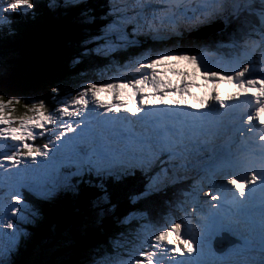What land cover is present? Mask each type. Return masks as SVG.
<instances>
[{
  "label": "snow or ice",
  "instance_id": "snow-or-ice-1",
  "mask_svg": "<svg viewBox=\"0 0 264 264\" xmlns=\"http://www.w3.org/2000/svg\"><path fill=\"white\" fill-rule=\"evenodd\" d=\"M42 7L76 34L73 71L47 97L0 92L12 143L0 153V264H264V0H0V79L8 42ZM213 26L216 40L198 38ZM124 52L134 74L121 82L77 71L88 58L111 69ZM170 61L205 83L173 69L174 84L158 71ZM201 86L199 105L186 103Z\"/></svg>",
  "mask_w": 264,
  "mask_h": 264
},
{
  "label": "water",
  "instance_id": "water-1",
  "mask_svg": "<svg viewBox=\"0 0 264 264\" xmlns=\"http://www.w3.org/2000/svg\"><path fill=\"white\" fill-rule=\"evenodd\" d=\"M204 36V35H202ZM28 39L40 42L39 44L24 43L20 41L16 50L19 56H14L11 59L13 70L0 80V86L10 90H24L32 89L35 85H41L46 81L50 75L51 68L55 67L57 60L64 56L66 60L71 52H67L68 42L75 40L67 31L62 28H45L38 33L32 35ZM208 42L214 41L212 37L202 38ZM216 40V39H215ZM51 52L54 60L50 62L44 55ZM190 63L181 62L180 71L191 72ZM167 78L171 79L173 83L176 82V75L167 70L165 72ZM196 74L193 71L194 79ZM52 225L49 224L48 227ZM31 254L30 250L25 251L23 254L24 259H27Z\"/></svg>",
  "mask_w": 264,
  "mask_h": 264
},
{
  "label": "trees",
  "instance_id": "trees-1",
  "mask_svg": "<svg viewBox=\"0 0 264 264\" xmlns=\"http://www.w3.org/2000/svg\"><path fill=\"white\" fill-rule=\"evenodd\" d=\"M50 18H51V15L42 8L41 14L39 15V17L34 22L29 23L30 26H28L27 30H29L30 28H35L39 24L47 22ZM22 25L23 24L18 25V29H19L18 34L15 37L11 38V40L7 44V47H11L13 50V52L11 53L12 56H19V52L16 50L18 46L15 44V41L19 40L22 33L25 32L24 36L27 34L26 30L23 31ZM123 54H125V56H128L127 52L121 53L117 57L116 61L119 60L123 56ZM68 58L65 60L64 56H61L57 60L53 72L48 76L46 81L42 82L41 85H38V86L35 85L32 89H24V90H10L8 88L0 86V92H6L10 96L24 97V96H31V95L39 94V95L47 97L49 95V86L59 83L61 81H64L68 73L73 71V69L70 68L69 66ZM118 67H119V63H118V66L114 64L112 68L109 69L103 60L99 58H88L79 66V69H77V71L86 70L83 73L82 79L86 78V81L90 83V82H94L95 80H108L109 75L112 73L113 69L118 68ZM113 72L117 73L116 71H113ZM77 86H78L77 81L73 80L69 82V84L65 87V91L71 92V89ZM23 103L24 102L21 101L19 105H16L15 109H18L19 111L24 112L25 109H24ZM15 114L18 115L17 112H15ZM36 144L39 145V142H37ZM138 186H139L138 182H135L134 185L130 184L123 191L122 198L126 199L127 193L131 190H134V188ZM159 198H162V197H158V199ZM62 206H67L69 210H71V207L68 205H62ZM28 250H30V248ZM21 258L24 259V256H22Z\"/></svg>",
  "mask_w": 264,
  "mask_h": 264
},
{
  "label": "clouds",
  "instance_id": "clouds-1",
  "mask_svg": "<svg viewBox=\"0 0 264 264\" xmlns=\"http://www.w3.org/2000/svg\"><path fill=\"white\" fill-rule=\"evenodd\" d=\"M98 1H102V0H97V2ZM62 23H66V22H62V21L58 20L57 18H55L53 16H51V18L47 22L42 23V24H39L35 28H30L29 27L30 28L29 30H27V28H28V26H30V24L29 23H25V24L22 25L23 31H25V30L27 31V34H26V36L24 38H29L32 35L38 33L39 31H41V30H43L45 28H51V27L52 28H62ZM212 30L213 29H211L210 31H208V33L211 32V36H212L213 40H215V39H217L219 37L220 31H212ZM65 31H67L74 39H76L75 32L68 31V30H65ZM24 34H25V32L21 34V37L20 38H23ZM197 35H198V38L201 39V40H203L202 38H206V37H203L202 34H197ZM20 41H22V40L19 39V40L15 41V44L18 46V44H19ZM66 47H67V52H69V53L71 52V54H70V56H71L72 55V50L69 49L68 46H66ZM13 57L14 56H11L10 58H13ZM124 57L127 58L128 56H125V54H124ZM224 87H226L224 92H221L222 90H221V85L220 84L217 86V89H216L217 92H220L219 95L223 99H228L231 95H234L235 89L232 87L231 84H229L227 82H224ZM206 94H207V92L204 89L195 87V95L194 96L196 98H203V97H200L199 95L202 96V95H206ZM122 194H123V192L121 193V196H122ZM124 200H126V199H124ZM164 202H165V200H164ZM154 206L159 210L160 214H164L167 211L166 203H164V204H156V203H154ZM23 254H22V256H23Z\"/></svg>",
  "mask_w": 264,
  "mask_h": 264
},
{
  "label": "rangeland",
  "instance_id": "rangeland-1",
  "mask_svg": "<svg viewBox=\"0 0 264 264\" xmlns=\"http://www.w3.org/2000/svg\"><path fill=\"white\" fill-rule=\"evenodd\" d=\"M7 51H8V54L9 56L11 57V53L13 52L12 48L11 47H7ZM259 54L256 55V60L259 61ZM13 59V58H10V60ZM212 63H213V66H215V64L217 63V60H216V57L213 55L210 57ZM118 63H119V67L118 68H114L113 71H116L117 73L113 72L109 75V79L108 80H111L112 82H121L119 80H116L115 78L118 77V76H122V75H126L130 69H127V68H123L121 65L122 64H127L128 63V59L127 58H121L119 60H117L115 62V64L118 66ZM53 70V69H52ZM51 70V71H52ZM134 73L132 72H129L128 73V76H131L133 75ZM151 74V71L148 72V75ZM138 78V77H137ZM126 82V81H124ZM221 89L224 90V86L222 85L221 86ZM16 107V105H14V108ZM15 112L18 113V115H23L24 112L22 111H19L18 109H15ZM54 127V126H53ZM39 142L42 143L43 141L41 139L38 138V140L35 142L37 143ZM12 150V143L10 142H5L3 138H0V153L2 152H8V151H11ZM170 214V213H169Z\"/></svg>",
  "mask_w": 264,
  "mask_h": 264
},
{
  "label": "bare ground",
  "instance_id": "bare-ground-1",
  "mask_svg": "<svg viewBox=\"0 0 264 264\" xmlns=\"http://www.w3.org/2000/svg\"><path fill=\"white\" fill-rule=\"evenodd\" d=\"M26 36V35H25ZM25 36H23V38H19L20 40H22L24 43L26 42V43H31V44H39L40 42H38V41H33V40H30V39H28V38H24ZM44 57L47 59V60H49L50 62H52L53 60H54V58H53V56H52V54H51V52H47L45 55H44ZM55 61V60H54ZM56 63V62H55ZM257 65H259V63H257ZM54 68L55 67H53V68H51V70L53 69L54 70ZM53 70L50 72V74L53 72ZM257 71H258V69H257ZM220 85L222 86H224V82H221L220 83Z\"/></svg>",
  "mask_w": 264,
  "mask_h": 264
}]
</instances>
